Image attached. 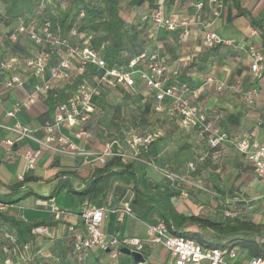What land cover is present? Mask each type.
<instances>
[{
    "label": "crops",
    "instance_id": "1",
    "mask_svg": "<svg viewBox=\"0 0 264 264\" xmlns=\"http://www.w3.org/2000/svg\"><path fill=\"white\" fill-rule=\"evenodd\" d=\"M60 1L51 0L50 4L57 8ZM218 2L221 5L219 7L216 4L206 3L201 9L194 8L192 0H125L122 5L124 15L134 22H138L143 15L157 7H161L166 16L188 20L191 31L188 39H184L182 30L171 32L153 26L150 35L152 45L161 50L172 68L180 69L190 63L194 64L189 71V77L192 80L190 101L197 105L205 115L214 119L219 131L227 133L231 139L247 138L252 142L264 144V78L254 84L259 88L260 97L253 108L248 107L243 101V91L253 86L254 83L247 49L252 44L262 48V40L258 33H252L254 30L251 29L246 18L236 15L237 10L228 0ZM240 2L242 7L262 20L264 28V0H240ZM0 9L3 10L2 6ZM14 26V21H0V62L17 52L18 45H14L8 39L9 31ZM209 32H215L222 38L233 40V45H220L214 50L204 49L202 41ZM209 79L214 81L210 82ZM32 81L28 80L26 89L6 91L2 87V78H0L2 96L0 123L13 122L6 117V112L14 102L23 100L27 91L31 89ZM216 82L225 83V88L219 90ZM57 85L62 86L61 83ZM126 90L147 92L150 110L153 109L152 94L143 83L138 81L134 89ZM44 100L40 99L27 104L18 116V122L31 128L36 139H43L46 136L43 126L47 120L52 119L54 114L48 111ZM162 116L166 129H160L150 120L148 121L149 126L144 129H157L162 136L163 131L167 135H172L180 129L187 137L183 145L177 151H171L172 153L163 152L155 143L151 149L153 154L159 160L168 156L175 157L181 163V168L177 173L194 179L199 184L198 187L203 188V190L192 191L190 197L184 201H181L179 196L176 197L174 203L178 210L187 216L206 215L211 219H217L223 210L231 209L240 216H246L248 220L264 224V178L255 176L250 161L239 154L233 146L225 144L214 158V165L218 164L217 169L198 170L193 175L189 174L188 164L199 155L207 153L209 148L205 142H198L195 136H190L191 130L183 128L179 119L169 118L166 111L162 113ZM62 132L75 140L73 129L65 126ZM98 132H101V136H98ZM107 133L108 130H104L101 126L94 128L91 125L88 137L82 141L76 140V143L84 150L98 152L111 140ZM6 137L13 138L14 135L0 130V142ZM28 147L37 149L39 145L35 141L22 140L9 149L0 143V186L15 185L22 181L19 176L23 175L26 186L38 194L48 195L54 186V176L60 167L77 168L81 179H73L76 188H81L83 179L90 175V166H85L84 163L78 165L72 156H55L48 151L42 153L36 169L28 172L21 155ZM146 173L154 183L169 186L164 176L152 166L146 168ZM6 194V190H0V196ZM132 197L133 192L128 191L125 198L113 208L121 209L125 203H129ZM236 200L238 202L235 203ZM37 202L30 198L9 209L17 214V220L33 222L52 219V210L44 208L48 205L39 206ZM55 203L56 201L51 203L53 209ZM81 207L79 203L77 210L69 211L70 214L65 216L57 227L52 228L54 235L52 240H37L29 253L22 251L18 253L12 244L8 243L7 248L0 251L1 264H77V259L69 244L75 235L84 233L80 215ZM110 215H117L122 225L120 235H116L117 238L135 237L145 243L144 247L149 251L145 264L169 263L170 254L164 246L146 242L149 224L133 214L123 215L121 210L110 213L102 226L106 236H109L107 234L111 223ZM127 215L130 220L125 230ZM5 228L18 237L20 242L32 239L22 226L5 224ZM87 263L111 264L112 262L106 252L93 249L89 253ZM118 264H135V262L131 256L124 255L119 259Z\"/></svg>",
    "mask_w": 264,
    "mask_h": 264
},
{
    "label": "built area",
    "instance_id": "2",
    "mask_svg": "<svg viewBox=\"0 0 264 264\" xmlns=\"http://www.w3.org/2000/svg\"><path fill=\"white\" fill-rule=\"evenodd\" d=\"M50 1L41 0V5L44 6ZM206 3L221 6L218 0H207V2H198L195 8L201 9ZM84 17L85 12L81 11L79 18ZM142 21L152 22L157 29L171 32L182 29L184 39H188L191 34L188 20L166 16L161 7L154 8L143 15ZM77 34V28H72L69 35L63 36L61 28L59 26L55 28L48 20L38 25L33 20L27 22L25 19H18L9 31L8 39L14 45H18V49L10 58L0 62L2 87L6 91L23 90L26 89L28 80L33 81L31 89L27 91L23 100L14 102L6 112V117L13 122L0 123V130L11 133L14 137L3 138L0 143L9 149L22 140L35 141L39 145L37 149L28 147L21 154L26 171L36 169L38 159L44 151L53 155L82 157L86 165H104L113 157H119L125 163L139 161L141 151L148 149L160 137L158 130H146L144 133L132 132L121 140L114 138L98 152L84 150L76 143V140L82 141L88 137L85 124L94 113V102L103 90L117 86L134 89L140 81L152 93L153 110L156 113L166 111L169 118L179 119L183 128L187 130L196 128L197 140L205 142L209 148L217 149L225 144L232 145L239 154L252 162L255 176L264 178V144L252 142L247 138L231 139L227 133L219 131L214 122L209 120L197 105L191 103L190 86L178 81V70L170 67L164 55L158 51L147 50L125 66H110L99 52L87 45L91 39L90 36L84 44L72 42V38ZM217 45L231 46L233 40L222 38L215 32L207 33L202 41V47L210 49ZM247 55L250 60L252 79L259 80L264 72V52L262 48L252 44L247 49ZM90 69L95 72L93 80L81 82L67 101L55 109L52 119L47 120L43 126L46 134L43 139H36L31 128L18 122V116L24 106L46 99L52 90L59 88L57 84H71L77 72L81 73ZM209 81L214 80L209 79ZM216 83L219 90L226 86L223 82ZM53 96L56 97V93ZM259 97L260 91L255 86L243 91V101L248 107L254 106ZM65 126L74 130L75 140L62 132ZM149 166L160 172L166 182L173 187L196 186L187 175L174 173L154 163H150ZM188 169L189 174L195 172V163L190 162ZM19 179L23 180V175H20ZM198 189L203 190L202 187ZM188 194L186 189L181 190L179 199L186 200ZM37 205L44 206L47 203L38 201ZM6 208L10 207L0 204V209ZM51 210L55 221L63 220L66 216L65 212L56 208ZM120 210L123 215L131 214L128 203H125L121 209L99 206L91 201L83 203L80 215L84 233L75 235L72 246V253L78 258L79 264H88L87 258L93 249L106 252L111 264H118L119 259L125 255L123 248L142 253L145 243L141 239L108 238L103 232L102 226L109 214ZM223 215L232 218L237 215V212L226 209ZM31 235L54 238L52 228L49 226L36 227L31 231ZM4 237L13 244L19 243L18 237L10 232L4 233ZM30 241H23L20 245L24 252L30 250ZM146 242L164 246L170 254L168 264H264V257L244 259L245 255H242L239 248L229 251L209 248L194 239L172 235L163 221L148 226ZM259 242L264 244V237L260 238Z\"/></svg>",
    "mask_w": 264,
    "mask_h": 264
},
{
    "label": "trees",
    "instance_id": "3",
    "mask_svg": "<svg viewBox=\"0 0 264 264\" xmlns=\"http://www.w3.org/2000/svg\"><path fill=\"white\" fill-rule=\"evenodd\" d=\"M122 1L65 0L64 8L61 5L55 8L50 3L42 6L41 0H0V5L3 8V10L0 9V21L8 20L16 22L18 19H25L27 22L33 20L39 25L48 20L55 28L57 26L61 28L63 36L69 35L72 28H77L78 34L72 38V42L84 44L90 36L91 39L87 45L96 52H99L110 66H125L147 50L158 51L162 54L161 50L152 45L151 42L150 35L152 34L151 29L154 24L152 22L142 21V17L138 22L128 20L123 12L124 7ZM192 1L194 2V8L198 2H207V0ZM228 1L237 10L236 15L246 18L251 29L259 34L262 40L261 47L264 52V28L262 20L253 16L248 9L242 7L240 0ZM81 11L85 12V17L82 19L79 18ZM218 46L220 45L208 50H214ZM193 65V63H190L180 69L174 68L179 72L178 81L187 83L190 88L192 87V80L189 77V71ZM76 74L71 84L62 85L48 94L44 103L49 112H54L59 105L66 102L81 82L92 81L95 72L90 69L81 73L77 72ZM262 78H264V72L259 80H253V86L255 82H259ZM124 89L126 90V88L121 86L107 87L96 98L95 102L98 99H107L109 92ZM54 93H56V97L53 96ZM250 108H253V106ZM143 113L147 120L155 123L160 129H166L165 124H163L164 119L162 113H156L153 109L150 110V107L145 108ZM206 116L215 124L214 119L208 115ZM91 118L85 124V130L87 132L91 125H93ZM126 130H130V128L127 127ZM146 130L153 129H143L142 131L135 132L144 133ZM190 130V136H195L197 139L196 128H191ZM127 134L123 135L121 133V137L116 138L121 140ZM161 137L162 135L148 149L141 151L139 161L125 163L121 158L113 157L108 159L104 165H85L90 166L91 171L88 178L83 179V186L81 188H76L73 183L74 178L81 179L77 168L72 169L67 167L59 168L54 176V186L48 195L36 193L30 187L26 186L25 179L12 186H0V190L4 189L7 193L6 195L0 196V204L11 207L33 198L37 201L47 203L48 206L44 208L51 210V203L55 201L56 197L62 191L68 190L70 193L79 197L80 205H83L85 201H91L99 206L113 208L125 198L128 191H132L133 197L128 203L130 213L147 224L155 225L159 221H163L168 232L172 235L194 239L209 248H218L227 251L233 248H239L245 254L244 259L258 256L264 257V244L259 242L260 238L264 237V224L255 223L248 220L246 216H240L238 213L232 218L225 217L223 215L224 210L219 213L220 216L217 219H211L206 215L187 216L178 210L174 200L180 195L181 190L189 189V186H186L188 188L173 187L170 184L169 186H161L149 179L146 168L150 163H154L157 166L176 173L181 168V163L175 157L168 156L159 160L153 154L151 149ZM184 147L190 148L189 146ZM221 147L217 149L208 147L209 150L207 153H203V155H199L193 160L192 162L196 165V171L192 175L198 170L217 169L218 164L214 165V158L219 154ZM73 158L78 165L84 163V158L82 157L77 156ZM250 163L252 164V162ZM61 222L62 220L55 221L53 218L48 221L37 220L33 222L17 220V214L9 208L0 209V251L6 249L8 243H11L10 240L4 237V233L9 232L5 228V224L22 226L31 235V231L36 227L49 226L55 228ZM118 230L120 231V228ZM205 232L210 234V238L204 235ZM31 237V246L27 253L31 252L37 240L53 239L46 236L31 235ZM74 239L69 244L72 250ZM11 244L18 253L21 251L24 252L21 249L20 245L22 242L20 240L18 244ZM142 253L145 258L149 255V251L145 247ZM76 259L77 264H79L77 257Z\"/></svg>",
    "mask_w": 264,
    "mask_h": 264
},
{
    "label": "rangeland",
    "instance_id": "4",
    "mask_svg": "<svg viewBox=\"0 0 264 264\" xmlns=\"http://www.w3.org/2000/svg\"><path fill=\"white\" fill-rule=\"evenodd\" d=\"M122 2L124 3L125 0ZM58 3H60L59 6L61 5L62 8L65 7L64 0H61ZM138 15L139 13L137 16ZM148 99L149 95L144 90L134 91L124 89L109 92L107 99H98L94 104L95 111L91 118L94 128H100L101 126L104 128V130H108L107 135H110L111 140L116 137H121V133L124 135L132 131L143 130L149 126V120H147L143 113V110L145 111V108L149 107ZM127 127L130 128V130H126ZM163 133L164 135L156 142L155 145L161 148L163 152L167 153H172L171 151H177L183 145V142H185L187 137L186 134L180 131V129H177L172 135H167L165 131H163ZM98 136H101V132ZM180 175L183 174L181 173ZM190 180L196 186L199 185L194 179ZM196 186L189 185L190 188L186 189L189 193L188 197H190V192L198 190V187ZM181 188L188 187L182 186ZM55 201V208L65 212L67 216L70 214L69 211L77 210L80 199L78 196L70 193L68 190H64L56 197ZM110 219L111 223L109 225V232L107 234L109 235L108 238L120 235L121 230L119 231L118 229H122V225L119 223V218L117 215H110ZM129 220L130 217L127 215L126 224L124 226L125 230H127L126 228L128 227ZM204 235H206L207 238H210V234L208 232H205ZM241 253L243 256L245 255L244 252Z\"/></svg>",
    "mask_w": 264,
    "mask_h": 264
},
{
    "label": "water",
    "instance_id": "5",
    "mask_svg": "<svg viewBox=\"0 0 264 264\" xmlns=\"http://www.w3.org/2000/svg\"><path fill=\"white\" fill-rule=\"evenodd\" d=\"M123 253L127 256H131L135 264H145L146 258L141 252L131 251L129 248H123Z\"/></svg>",
    "mask_w": 264,
    "mask_h": 264
}]
</instances>
